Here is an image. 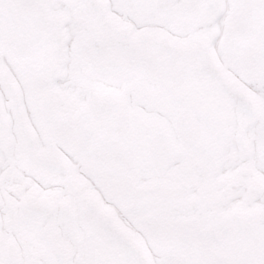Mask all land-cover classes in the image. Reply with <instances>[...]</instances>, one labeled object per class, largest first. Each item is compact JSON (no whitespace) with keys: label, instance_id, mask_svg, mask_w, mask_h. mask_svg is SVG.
Masks as SVG:
<instances>
[{"label":"snow or ice","instance_id":"6c2138e0","mask_svg":"<svg viewBox=\"0 0 264 264\" xmlns=\"http://www.w3.org/2000/svg\"><path fill=\"white\" fill-rule=\"evenodd\" d=\"M0 264H264V0H0Z\"/></svg>","mask_w":264,"mask_h":264}]
</instances>
